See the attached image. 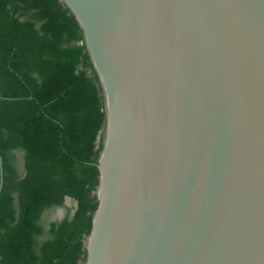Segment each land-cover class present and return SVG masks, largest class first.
<instances>
[{
	"label": "water",
	"instance_id": "1",
	"mask_svg": "<svg viewBox=\"0 0 264 264\" xmlns=\"http://www.w3.org/2000/svg\"><path fill=\"white\" fill-rule=\"evenodd\" d=\"M61 1L105 115L80 264H264V0Z\"/></svg>",
	"mask_w": 264,
	"mask_h": 264
},
{
	"label": "trees",
	"instance_id": "2",
	"mask_svg": "<svg viewBox=\"0 0 264 264\" xmlns=\"http://www.w3.org/2000/svg\"><path fill=\"white\" fill-rule=\"evenodd\" d=\"M0 96V264H80L105 115L81 28L61 0H0ZM65 196L73 212L42 226Z\"/></svg>",
	"mask_w": 264,
	"mask_h": 264
},
{
	"label": "rangeland",
	"instance_id": "3",
	"mask_svg": "<svg viewBox=\"0 0 264 264\" xmlns=\"http://www.w3.org/2000/svg\"><path fill=\"white\" fill-rule=\"evenodd\" d=\"M15 156H16V160H17V164H18V169L22 173L23 152L20 150L15 151ZM73 209H74V201L73 200H69L67 202V204H64L63 206L53 207V208L47 209L42 214L40 223L42 224V226L47 228V224L49 221L62 219L68 212L71 213L73 211ZM42 238H44V236L41 237V239Z\"/></svg>",
	"mask_w": 264,
	"mask_h": 264
}]
</instances>
